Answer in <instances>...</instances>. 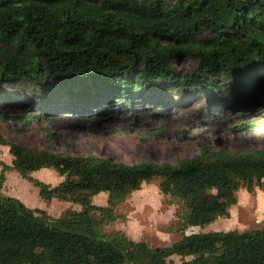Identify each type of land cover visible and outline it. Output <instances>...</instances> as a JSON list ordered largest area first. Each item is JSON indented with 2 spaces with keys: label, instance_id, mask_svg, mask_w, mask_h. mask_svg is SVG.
Returning <instances> with one entry per match:
<instances>
[{
  "label": "trees",
  "instance_id": "obj_1",
  "mask_svg": "<svg viewBox=\"0 0 264 264\" xmlns=\"http://www.w3.org/2000/svg\"><path fill=\"white\" fill-rule=\"evenodd\" d=\"M174 57L194 61L195 73L177 77ZM24 83L33 87L26 99L6 90ZM177 91L236 104L264 96V0H0V106L36 108L52 99L66 109L129 107ZM9 110L0 120L22 123L23 130L37 118ZM0 145L12 157L11 165L0 162V185L14 171L41 200L81 207L52 218L0 194V264H175L173 257L179 264H264V225L185 234L227 216L235 190L264 178V149L237 153L205 145L174 164L127 165L2 138ZM44 169L62 181L53 187L30 176ZM142 179H159L179 207L174 228L182 236L169 246L103 233ZM101 193L107 205H93Z\"/></svg>",
  "mask_w": 264,
  "mask_h": 264
},
{
  "label": "rangeland",
  "instance_id": "obj_2",
  "mask_svg": "<svg viewBox=\"0 0 264 264\" xmlns=\"http://www.w3.org/2000/svg\"><path fill=\"white\" fill-rule=\"evenodd\" d=\"M174 2L167 0V3ZM171 65L180 78L196 70V63L184 57L172 58ZM215 82L218 85L224 83L220 78ZM24 85L25 88L13 86L6 87V90L13 96L23 95L26 99L32 94L33 87ZM162 102L166 105L163 106ZM39 106H0V115L10 109L12 113L26 112L37 117L26 130H23L22 123L0 120V138L32 150L71 156L95 155L127 165L142 162L174 164L193 157L205 145L237 153L264 149V96L256 102L236 104L232 100H221L217 94H203L195 98L177 91L162 98H149L145 102L138 99L129 107L112 103L111 107L106 105L104 108L66 109L56 105L52 99ZM11 161L8 147L0 145V162L11 165ZM31 177L53 187L62 181L51 169L34 172ZM4 184L5 180L0 185V192L5 197L16 198L25 206L24 202H27L33 209L43 210L52 218L61 217L66 211L81 210L79 205L72 203L41 200L37 189L14 171L3 188ZM156 185L160 187L159 179L145 184L142 191L131 193L122 204L116 206L114 213L118 219L105 226L103 233L106 236L121 233L131 240L125 234L130 226L125 224V220L131 218L134 223V219L138 218L147 226L140 242L149 247H166L180 240L182 234L174 228L179 207L165 196L164 207L161 208V195L157 193ZM239 195L242 198L244 194ZM107 197L106 193H101L92 199V204L105 206ZM145 204L149 206L144 208ZM134 208L142 209L138 216L133 212ZM240 220L247 225V230L243 232L263 227L255 223L251 209L241 210ZM234 224L235 220L218 218L204 228H189L185 234L227 232ZM157 227L171 233V239H158L154 234ZM172 260L175 264L180 263L178 257Z\"/></svg>",
  "mask_w": 264,
  "mask_h": 264
},
{
  "label": "clouds",
  "instance_id": "obj_3",
  "mask_svg": "<svg viewBox=\"0 0 264 264\" xmlns=\"http://www.w3.org/2000/svg\"><path fill=\"white\" fill-rule=\"evenodd\" d=\"M149 180H141L139 181V187L134 189V191H142L145 184H149ZM264 178H261L257 183L253 184L252 187H238L234 195L236 196L235 202L227 208V216L224 218L232 221L235 220V224L233 227L229 228L228 231H246L247 225L243 224L240 220V211L241 210H252V215L254 217L255 223L257 225H264ZM157 193L161 195L160 206L161 208L164 207V197L165 194L162 192V189L159 185H156ZM216 191V189H213ZM239 193H243V197L241 198ZM148 204L143 205L144 208L148 207ZM171 207V205H169ZM235 209V211H233ZM142 209H133V212L138 216L141 213ZM164 214V213H161ZM170 223L171 221H167ZM126 225H130L128 230L126 231V235L129 239L133 242L139 243L143 237L145 232L147 231V226L144 222L140 219H134V223L132 222L131 218H126L125 220ZM155 236L159 238H163L165 241L170 240L172 234L168 232H163L159 230L157 227L156 232L154 233Z\"/></svg>",
  "mask_w": 264,
  "mask_h": 264
},
{
  "label": "crops",
  "instance_id": "obj_4",
  "mask_svg": "<svg viewBox=\"0 0 264 264\" xmlns=\"http://www.w3.org/2000/svg\"><path fill=\"white\" fill-rule=\"evenodd\" d=\"M11 173H12V172H8V173H6V175H5V184L3 185V188L6 187V183L8 182ZM30 176H31V174H30ZM32 178H33V177H32ZM0 194H1L2 196H5L2 192H0ZM16 195L19 196L18 194H16ZM51 201H53V200H51ZM51 201H50V202H51ZM24 203H26L27 207L29 206L30 209H33V206H32V205L27 204V202H24ZM64 203H69V202H64ZM29 207H28V208H29ZM38 210H39V209H38ZM42 211H43V210H42Z\"/></svg>",
  "mask_w": 264,
  "mask_h": 264
}]
</instances>
